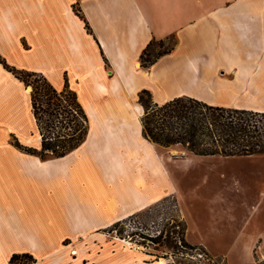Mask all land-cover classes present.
I'll use <instances>...</instances> for the list:
<instances>
[{
    "label": "crops",
    "instance_id": "obj_1",
    "mask_svg": "<svg viewBox=\"0 0 264 264\" xmlns=\"http://www.w3.org/2000/svg\"><path fill=\"white\" fill-rule=\"evenodd\" d=\"M10 6L17 26L5 19L8 11L4 8ZM37 7L48 10L51 19L53 9L55 23L61 30L60 39L56 37L58 50L54 58L42 52L39 59L68 64L61 70L59 84L52 83L39 70L18 69L8 64L6 55L0 54L11 68L41 74L56 89H62L66 80L77 95L69 80L73 72L76 81L80 79L86 84L88 99L93 97L97 101H107L118 92L137 97L145 90L156 104L190 96L210 105L264 113V0H0V20L7 31L18 27L24 32L41 25L34 22ZM169 39L170 51L158 52L161 41ZM151 43L150 51H157L154 63L136 70L134 63L141 61L142 53ZM30 50L25 37L19 36L15 51ZM10 75L19 88V79L0 63V86L12 79ZM77 99L91 121L89 102L84 106L78 95ZM28 106L29 116L21 127L13 116L8 119L5 127L11 133L36 136L30 100ZM1 127L4 126L0 123ZM88 137L89 132L82 145ZM38 140L35 137L26 142L37 144ZM10 144L23 152L29 174L51 180L69 175L74 151L62 158L43 161L15 143ZM108 153L107 148H94L93 162L97 165L91 162L106 183L114 184L115 177L110 181L103 169L110 164H99L100 157ZM239 157L264 160V154ZM82 166L76 168L75 180L82 177ZM70 188L68 184L65 190L58 188L44 193L38 187L16 189L0 185V264H11L14 255L19 258L12 264H157L149 261L144 251L133 249L111 235L110 238L102 232L78 233L86 226L107 229L137 215L153 203L150 198L120 192L101 206L95 201L80 202L79 195ZM98 192L102 193L100 189ZM142 207L145 208L141 210ZM190 233L187 226L185 238L189 244L210 252L206 238L195 231L197 239L191 242ZM73 250L77 251L74 255Z\"/></svg>",
    "mask_w": 264,
    "mask_h": 264
},
{
    "label": "rangeland",
    "instance_id": "obj_2",
    "mask_svg": "<svg viewBox=\"0 0 264 264\" xmlns=\"http://www.w3.org/2000/svg\"><path fill=\"white\" fill-rule=\"evenodd\" d=\"M6 8L8 15H4L5 19L15 24L12 7ZM73 10L77 11L75 6ZM36 12L35 25H41L29 27L24 32H20L18 27L16 30L19 32L13 29L7 31L0 20V54L6 55L8 64L18 69L30 67L39 70L52 83L59 84L61 70L68 61H44L39 59V55L47 52L54 58L58 50L56 37L60 39L61 30L55 23L53 9L52 19L48 10L41 11L37 7ZM19 36L25 37L30 51H15ZM22 43L25 48L28 47L25 41ZM171 44V39L166 40L157 51L161 53ZM157 51L153 49L143 56V60L138 61L140 67L148 68ZM72 74L69 75L70 84L84 106L89 102L87 107L92 118L88 141L73 152L69 175L64 178L51 180L29 174L23 162V152L10 144L36 145V142H26L34 139L35 133L23 135L19 132L17 135L5 127L12 116L20 127L27 120L31 89L29 93L25 89L32 88L34 78H27L28 86L19 82L18 88V82L10 75L12 79L0 86V123L4 126L0 128V185L16 189L38 187L48 193L58 188L65 190L69 184L79 195L80 202L95 201L101 206L120 192L132 193L135 197L144 194L153 203L143 212L124 220L116 229L86 226L78 233L91 235L102 232L107 237L126 241L130 243L129 247L144 251L149 261L163 259L165 264H188L184 261L179 263L177 256L178 243L181 239L186 241L187 226L191 230V242L197 239L194 235L197 231L200 233L198 236L208 240L206 244L210 247L211 253L200 246L208 262L197 264H255L257 260L264 259V160L239 156H199L181 146L167 148L151 143L141 134V116L133 111L138 106L143 114L140 94L136 97L118 92L107 101H97L93 97L88 99L86 84L80 79L76 81V74ZM142 97L149 99L146 94ZM102 147L109 149V153L100 157L99 164L109 163L119 167L114 176L106 174L110 181L115 179L114 184L106 183L94 166L97 164L93 162V149ZM80 166L82 177L75 180V170ZM121 199L124 201V198ZM125 201L130 203L127 198ZM147 236H160V242H151ZM167 237L171 246L167 244Z\"/></svg>",
    "mask_w": 264,
    "mask_h": 264
},
{
    "label": "trees",
    "instance_id": "obj_3",
    "mask_svg": "<svg viewBox=\"0 0 264 264\" xmlns=\"http://www.w3.org/2000/svg\"><path fill=\"white\" fill-rule=\"evenodd\" d=\"M163 44L161 41L160 46ZM152 45L149 44L142 53L141 60L150 52ZM170 49L167 48L163 53L169 52ZM0 63L19 79L23 86L30 85L27 78H34L29 98L36 138L39 140L36 145L26 146L16 142L15 146L43 161L62 158L78 149L86 140L90 119L67 81L65 80L62 89H56L41 74L18 71L9 67L2 59ZM153 63L151 60L150 65ZM142 94L148 95L149 99L144 100ZM139 103L143 107L142 136L151 143L167 148L181 146L199 156L233 157L264 154L262 112L210 105L190 96H180L163 104H156L145 90L140 92ZM133 216L135 215L127 219ZM123 222L124 220L119 221L111 227L116 229ZM160 236L147 238L151 242L159 243ZM166 241L171 246L169 237ZM180 242L187 250L203 251L200 246L191 245L185 239H181ZM22 257L27 258V255ZM18 258V255H14L10 263ZM255 264H264V259L257 260Z\"/></svg>",
    "mask_w": 264,
    "mask_h": 264
},
{
    "label": "built area",
    "instance_id": "obj_4",
    "mask_svg": "<svg viewBox=\"0 0 264 264\" xmlns=\"http://www.w3.org/2000/svg\"><path fill=\"white\" fill-rule=\"evenodd\" d=\"M178 244H179V251L177 256H179V263H182V261L186 263L188 262V264L190 263L197 264L204 261L208 262L207 255L202 250H198V249L187 250L185 247L182 246L181 242H179ZM76 253H77L76 250L72 251L73 255Z\"/></svg>",
    "mask_w": 264,
    "mask_h": 264
},
{
    "label": "bare ground",
    "instance_id": "obj_5",
    "mask_svg": "<svg viewBox=\"0 0 264 264\" xmlns=\"http://www.w3.org/2000/svg\"><path fill=\"white\" fill-rule=\"evenodd\" d=\"M134 68L137 70V69H139L140 68V65L138 64V62L136 61L135 63H134ZM143 73H145V71H143ZM30 88H28V90H27V93H29L30 91ZM136 107V109L134 108V113H137V115L138 116H142L143 114H142V108H140V107H138V106H135ZM110 166L111 165H107V166H103V169H104V171L105 172H107L109 175H111V176H114V174L115 173H118L119 172V167H114V168H110ZM112 179V178H111ZM144 208H141V210H143ZM125 243H126V245H130V243H128V242H126L125 241ZM157 264H165V261L163 260V259H160L158 262H157Z\"/></svg>",
    "mask_w": 264,
    "mask_h": 264
},
{
    "label": "water",
    "instance_id": "obj_6",
    "mask_svg": "<svg viewBox=\"0 0 264 264\" xmlns=\"http://www.w3.org/2000/svg\"><path fill=\"white\" fill-rule=\"evenodd\" d=\"M28 88H30V89H31V87H27L25 90H27Z\"/></svg>",
    "mask_w": 264,
    "mask_h": 264
}]
</instances>
